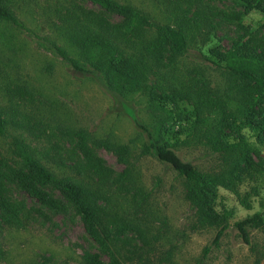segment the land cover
<instances>
[{"label": "rangeland", "instance_id": "rangeland-1", "mask_svg": "<svg viewBox=\"0 0 264 264\" xmlns=\"http://www.w3.org/2000/svg\"><path fill=\"white\" fill-rule=\"evenodd\" d=\"M117 1L136 6L163 25L176 16L182 18L184 13L192 22L199 13L202 32L196 30L189 39L190 51L176 59V70L165 52L161 77L154 76L150 81L157 99L142 92H114L98 75L76 70L55 50L60 46L76 55L66 31L71 15L81 16L80 9L102 13L111 23L120 22L121 16L108 12L103 0L4 3L19 23L0 19V109L7 120L5 133L0 134V160L4 162L0 171L6 174L0 183L14 211L10 212L14 220L5 221L0 208V264H85L86 252L111 261L57 188L43 186L58 200L50 206L21 187L8 167L17 166L16 161L21 160L15 141L24 142L59 175L103 187L106 194L101 202L107 206L104 217L110 220L112 229L111 250L121 264H264L263 225L248 228L250 244L243 241L235 226L236 221L255 212L264 214V141L249 137L262 154H250L259 163L257 171L242 164L233 177H226L228 187L217 186L219 196L214 205L228 216L229 227L215 245L216 227L199 222L184 178L154 155L142 153L148 135L130 114L157 137L163 135L174 143L178 154L202 172H228L231 164L213 150L210 140L216 135V126L234 135L243 132L250 136L256 131L244 117L235 118L241 112L237 111L233 78L207 58L217 60V53L232 49L245 28L251 29V34L244 40L264 46V14L248 12L236 0ZM163 89L176 93L177 105L170 98L160 99L167 102L165 105L158 101ZM197 98L217 109L198 108L205 118L200 123L193 114ZM186 110V114H193L191 119L180 115ZM261 112L264 104L256 105L250 115L259 118ZM79 129L86 130L91 139L128 145L127 152L122 153L126 161H121L114 150L95 146L102 167L88 162L83 174L78 175L73 165L85 159L77 147L78 137L73 135ZM126 168L130 169L129 177L115 181ZM103 171L109 174L102 179ZM126 221L139 224L140 229L126 227L120 232Z\"/></svg>", "mask_w": 264, "mask_h": 264}, {"label": "trees", "instance_id": "trees-1", "mask_svg": "<svg viewBox=\"0 0 264 264\" xmlns=\"http://www.w3.org/2000/svg\"><path fill=\"white\" fill-rule=\"evenodd\" d=\"M202 1V0H200ZM248 11H259L264 14V0H236ZM6 0H0V19L19 23L18 18L4 4ZM192 2V1H191ZM103 5L108 12L118 14L121 20L118 23H111L102 13H95L85 9H80L81 16L71 15L67 28V36L74 44L76 55L73 56L67 49L55 46V50L76 70L82 73H93L98 75L110 89L121 95L142 92L150 94L156 98L158 94L153 91V83L150 82L154 76L161 77L160 69L163 67L165 52L169 53V60L176 70V59L190 51L189 39L195 36L196 30L201 31L198 23L197 13L191 22L187 13L182 18H176L169 24H159L151 20V17L141 9L128 3L117 0H103ZM181 8V5L179 6ZM204 7V6H203ZM207 7V6H206ZM212 13V11L210 10ZM214 14V13H213ZM219 15V14H217ZM198 18V19H197ZM204 20L206 17L203 18ZM209 28H214L209 24ZM195 30V32H194ZM244 34L239 36V40L225 54H218L217 60H210L212 64L224 68L235 83L238 99V117H244L245 123L256 133L247 136L246 133L234 135L216 126V135L210 138L213 150L224 157L226 164H231L228 172L221 174H208L202 172L195 164L183 159L176 151L174 143L168 141L163 135L157 137L154 132L130 112L132 118L148 135V141L144 145L142 153H149L157 157L160 161L169 164L177 173L184 178L187 185L188 197L196 206L199 215V222L202 225L216 227L213 240L215 245H219L220 239L229 227L228 216L215 208V201L218 198V188L228 187V177L239 170L240 166H249L258 170L259 163H256L250 156L251 153L262 156L259 147L250 142L249 137H256L259 141H264L262 129L264 128V112L258 117H251L256 105L264 104V46H253L251 40H244L251 29L245 28ZM178 36L181 38L179 39ZM260 50V51H258ZM158 83H156V86ZM175 92V91H171ZM163 98H170L171 102L178 104L176 93H169L163 89L158 101L163 105L167 103ZM196 122H203L205 118L201 116V110L206 108L216 111V106L212 103L195 100ZM188 110L180 115L191 119ZM4 110L0 109V134L6 131L7 120L3 117ZM72 134V131L70 132ZM77 139V147L84 155L83 163L74 164V170L78 175H82L88 162L93 166L101 168L102 159L94 152L95 146L105 147L114 150L120 155L121 161H126L122 156L127 152L128 145H117L108 139L94 138L84 129H79L73 133ZM17 154L21 160L16 161L17 166H8L13 172L21 187L30 195L38 198L46 205H56L58 200L50 196L43 189L44 185H52L59 190L66 201L71 204L80 215L84 228L88 235L95 240L102 251L111 256V261L106 262L96 254L86 252L83 255L85 264H121L114 257L111 250L112 229L110 220L104 217L106 214V204L101 201L105 199L106 191L99 183H88L81 180H73L70 176H62L43 163L24 142H14ZM86 161V163H85ZM4 164L0 160V165ZM257 167V168H256ZM97 168V169H98ZM108 171L101 172V178H105ZM130 169L126 168L115 181L123 182L129 177ZM0 179L6 174L0 171ZM241 178V177H239ZM3 184L0 183V208L4 212L2 220L11 219L10 212L14 213L13 205L7 201L3 194ZM227 212V211H226ZM6 221V220H5ZM264 227V214L262 211L255 212L235 222V226L241 233L243 241L251 243L249 227ZM139 230V224L126 221L120 226V232L125 228ZM209 248H206L208 251Z\"/></svg>", "mask_w": 264, "mask_h": 264}]
</instances>
